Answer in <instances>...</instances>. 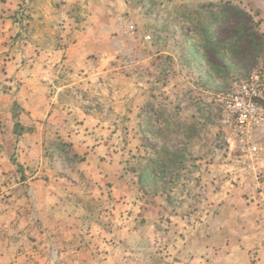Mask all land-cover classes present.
Here are the masks:
<instances>
[{
	"label": "rangeland",
	"instance_id": "obj_1",
	"mask_svg": "<svg viewBox=\"0 0 264 264\" xmlns=\"http://www.w3.org/2000/svg\"><path fill=\"white\" fill-rule=\"evenodd\" d=\"M264 0H0V264H264ZM149 38L147 39V37Z\"/></svg>",
	"mask_w": 264,
	"mask_h": 264
},
{
	"label": "built area",
	"instance_id": "obj_2",
	"mask_svg": "<svg viewBox=\"0 0 264 264\" xmlns=\"http://www.w3.org/2000/svg\"><path fill=\"white\" fill-rule=\"evenodd\" d=\"M215 101L229 114L234 134L242 145L241 152L259 154L261 146L253 138L257 127L264 123V66L233 89L217 95Z\"/></svg>",
	"mask_w": 264,
	"mask_h": 264
},
{
	"label": "crops",
	"instance_id": "obj_3",
	"mask_svg": "<svg viewBox=\"0 0 264 264\" xmlns=\"http://www.w3.org/2000/svg\"><path fill=\"white\" fill-rule=\"evenodd\" d=\"M205 1H214V0H205Z\"/></svg>",
	"mask_w": 264,
	"mask_h": 264
}]
</instances>
